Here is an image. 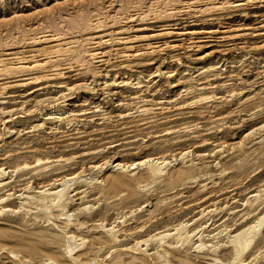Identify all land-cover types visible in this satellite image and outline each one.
Listing matches in <instances>:
<instances>
[{
	"label": "rangeland",
	"instance_id": "1",
	"mask_svg": "<svg viewBox=\"0 0 264 264\" xmlns=\"http://www.w3.org/2000/svg\"><path fill=\"white\" fill-rule=\"evenodd\" d=\"M0 59V264H264V0H0Z\"/></svg>",
	"mask_w": 264,
	"mask_h": 264
},
{
	"label": "bare ground",
	"instance_id": "2",
	"mask_svg": "<svg viewBox=\"0 0 264 264\" xmlns=\"http://www.w3.org/2000/svg\"><path fill=\"white\" fill-rule=\"evenodd\" d=\"M164 33H165V32H164ZM183 33H184V32H183ZM56 37H57V36H56ZM45 38H46V37H45ZM54 38H55V36H54ZM57 38H60V37H57ZM147 38H148V36H147ZM46 39H47V38H46ZM46 39H45V41H44V40H42V41L46 42ZM52 40H55V39H52ZM57 40H58V39H57ZM62 40H63V39H62ZM38 41L40 42V41H41V38H40V40L38 39ZM42 41H41V42H42ZM50 41H51V39H50ZM39 42H37V43L39 44ZM33 43H35V41H34ZM35 44H36V43H35ZM61 44H62V43H61ZM65 44H67V43L65 42ZM167 44H168V43H167ZM58 45H59V44H58ZM60 47H61V45H60ZM60 47H59V49H60ZM68 47H70V46H68ZM68 47H67V48H68ZM69 49H70V48H69ZM51 50H52V49H51ZM54 50L57 51L58 48H56V49H54ZM61 51H64L63 48H62ZM61 51H60V52H61ZM67 51H68V50H67ZM151 51H152V50H151ZM57 52H58V54H59V50H58ZM18 53L20 54L21 52H18ZM54 53H56V52H54ZM15 54H16V53H15ZM33 54H35V53H33ZM37 54H38V53H37ZM37 54H36V55H37ZM63 54H64V53H63ZM63 54H62V55H63ZM16 55H17V54H16ZM21 55H22V54H21ZM26 55H27V53H26ZM30 55H32V53H31ZM47 55H49V54H47ZM96 55H97V54H96ZM11 56H12V55H11ZM24 56H25V55H24ZM27 56H28V55H27ZM9 57H10V56H9ZM17 57H19V56H17ZM10 58H11V57H10ZM14 58H15V57H14ZM28 58H29V57H28ZM28 58H27V59H28ZM30 58H31V56H30ZM34 58H35V57H34ZM0 60H1V59H0ZM11 60H12V59H11ZM14 60H15V59H14ZM16 60H18V59H16ZM22 60H23V58H22ZM25 60H26V59H25ZM25 60H24V61H25ZM33 60H34V59H33ZM2 61H3V59H2ZM19 61H20V59H19ZM24 61H23V62H24ZM27 61H28V60H27ZM27 61H26V62H27ZM30 61H31V60H30ZM56 61H57V60H56ZM16 63H17V62H16ZM37 63H38V62H37ZM37 63H36V64H37ZM44 63H45V62H44ZM44 63H43V64H44ZM46 64H47V61H46ZM22 65H23V64H22ZM27 65H28V64H27ZM27 65H25V66L28 67V68L32 66L31 64H30V66H29V65L27 66ZM25 66L23 65V69L25 68ZM35 66H36V65H35ZM38 66H40V65L38 64ZM42 66H43V65H42ZM15 67H16V66H15ZM21 67H22V66H21ZM12 68H13V67H12ZM18 68H19V67H18ZM28 68H26V69H28ZM34 69H35V68H34ZM34 69H33V70H34ZM15 71H16V70H15ZM19 71H22L21 68H20V70H18V72H19ZM24 71L27 72V70H25V69H24L22 72H24ZM29 71H30V70H28V72H29ZM18 72H17V73H18ZM22 72H21V73H22ZM17 73H16V74H17ZM14 74H15V73H14ZM144 162H145V161H144ZM134 165H135V164H134ZM144 165H145V164H144ZM131 167H132V166H131ZM139 167H140V166H139ZM69 180H70V179H69ZM65 181H66V180H65ZM52 193H53V192H52ZM58 193H59V192H58ZM53 194H54V193H53ZM60 195H61V194H60ZM57 200H58V199H57ZM262 220H263V218H262ZM260 222H261V221H260ZM260 224H262V223H260ZM257 226H258V225H257ZM259 226H260V225H259ZM251 227H252V226H251ZM254 227H255V226H254ZM250 230H251V229H250ZM247 232H248V231H247ZM237 240H238V239H237ZM239 240H240V239H239ZM249 243H250V242H249Z\"/></svg>",
	"mask_w": 264,
	"mask_h": 264
}]
</instances>
